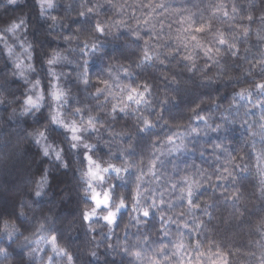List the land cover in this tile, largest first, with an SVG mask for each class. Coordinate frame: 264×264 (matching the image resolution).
Masks as SVG:
<instances>
[{
	"label": "clouds",
	"instance_id": "clouds-1",
	"mask_svg": "<svg viewBox=\"0 0 264 264\" xmlns=\"http://www.w3.org/2000/svg\"><path fill=\"white\" fill-rule=\"evenodd\" d=\"M0 264H264V0H0Z\"/></svg>",
	"mask_w": 264,
	"mask_h": 264
}]
</instances>
